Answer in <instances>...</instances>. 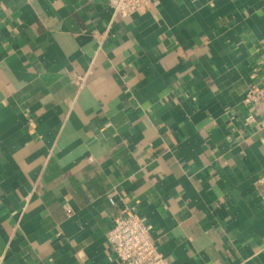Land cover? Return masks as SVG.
<instances>
[{
    "label": "crops",
    "instance_id": "0c3cea01",
    "mask_svg": "<svg viewBox=\"0 0 264 264\" xmlns=\"http://www.w3.org/2000/svg\"><path fill=\"white\" fill-rule=\"evenodd\" d=\"M262 82L264 0H0V264H264Z\"/></svg>",
    "mask_w": 264,
    "mask_h": 264
},
{
    "label": "built area",
    "instance_id": "2783aa9c",
    "mask_svg": "<svg viewBox=\"0 0 264 264\" xmlns=\"http://www.w3.org/2000/svg\"><path fill=\"white\" fill-rule=\"evenodd\" d=\"M113 14L120 19H127L151 0H107ZM83 78L76 77L78 88L83 85ZM243 104L250 109L260 108L264 112V82L260 85L252 84L248 87ZM246 124L255 123V116L250 113L245 118ZM71 215V211H66ZM106 242L111 250L116 264H165L162 256L157 252L154 241L150 236V228L133 211L117 217L106 234Z\"/></svg>",
    "mask_w": 264,
    "mask_h": 264
}]
</instances>
